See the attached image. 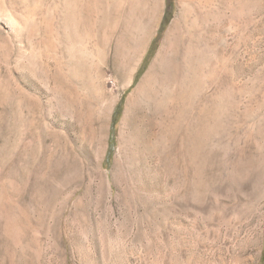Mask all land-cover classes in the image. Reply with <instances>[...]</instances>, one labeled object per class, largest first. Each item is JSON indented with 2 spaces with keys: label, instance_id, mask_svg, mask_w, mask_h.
Masks as SVG:
<instances>
[{
  "label": "rangeland",
  "instance_id": "1",
  "mask_svg": "<svg viewBox=\"0 0 264 264\" xmlns=\"http://www.w3.org/2000/svg\"><path fill=\"white\" fill-rule=\"evenodd\" d=\"M0 264H264V0H0Z\"/></svg>",
  "mask_w": 264,
  "mask_h": 264
},
{
  "label": "trees",
  "instance_id": "2",
  "mask_svg": "<svg viewBox=\"0 0 264 264\" xmlns=\"http://www.w3.org/2000/svg\"><path fill=\"white\" fill-rule=\"evenodd\" d=\"M170 16H171L170 8L168 7V8L165 10L164 14H163V18H162V21H161V24H160L159 32L161 31L162 27L168 23V21H169V19H170ZM154 41H155V38H154L153 41L151 42V45H150V47H149V49H148V52H147V54L145 55V58H144V60H143V62H142V64H141L139 70L137 71L134 80L137 79L140 70H141L142 67L145 65L146 60H147V58L149 57V55H150V53H151V51H152V49H153V43H154ZM119 105H120V103L117 104V106L115 107V110H114V113H113V118H112V124H111L112 126H113V124H114V122H115V117H116V115L119 114Z\"/></svg>",
  "mask_w": 264,
  "mask_h": 264
},
{
  "label": "bare ground",
  "instance_id": "3",
  "mask_svg": "<svg viewBox=\"0 0 264 264\" xmlns=\"http://www.w3.org/2000/svg\"><path fill=\"white\" fill-rule=\"evenodd\" d=\"M161 55H162V50H160V51L158 52L156 58L154 59L153 63H152L151 66L149 67L147 73H146L145 76L142 78V80H144V79L146 78V76H147L150 72H152V71L154 70V68L156 67L157 62L160 60ZM142 80H141V82H142ZM140 84H141V83H140Z\"/></svg>",
  "mask_w": 264,
  "mask_h": 264
}]
</instances>
